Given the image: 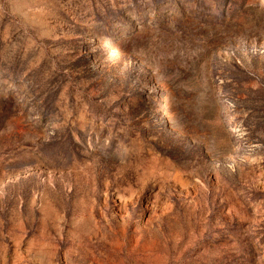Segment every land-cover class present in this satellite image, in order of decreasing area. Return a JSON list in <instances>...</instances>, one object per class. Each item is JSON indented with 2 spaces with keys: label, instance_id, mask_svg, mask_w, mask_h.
<instances>
[{
  "label": "rangeland",
  "instance_id": "1",
  "mask_svg": "<svg viewBox=\"0 0 264 264\" xmlns=\"http://www.w3.org/2000/svg\"><path fill=\"white\" fill-rule=\"evenodd\" d=\"M0 264H264V0H0Z\"/></svg>",
  "mask_w": 264,
  "mask_h": 264
}]
</instances>
